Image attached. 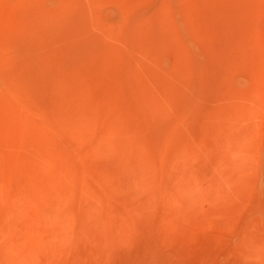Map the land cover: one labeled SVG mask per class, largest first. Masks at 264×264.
Returning <instances> with one entry per match:
<instances>
[{
	"label": "rangeland",
	"instance_id": "374dc122",
	"mask_svg": "<svg viewBox=\"0 0 264 264\" xmlns=\"http://www.w3.org/2000/svg\"><path fill=\"white\" fill-rule=\"evenodd\" d=\"M0 264H264V0H0Z\"/></svg>",
	"mask_w": 264,
	"mask_h": 264
},
{
	"label": "bare ground",
	"instance_id": "6f19581e",
	"mask_svg": "<svg viewBox=\"0 0 264 264\" xmlns=\"http://www.w3.org/2000/svg\"><path fill=\"white\" fill-rule=\"evenodd\" d=\"M83 35V34H82ZM83 44V43H82ZM85 45V44H84ZM83 52V51H82Z\"/></svg>",
	"mask_w": 264,
	"mask_h": 264
}]
</instances>
